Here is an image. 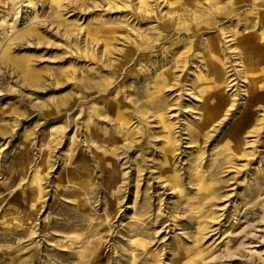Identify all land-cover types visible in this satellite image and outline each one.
I'll return each mask as SVG.
<instances>
[{
	"label": "rangeland",
	"instance_id": "rangeland-1",
	"mask_svg": "<svg viewBox=\"0 0 264 264\" xmlns=\"http://www.w3.org/2000/svg\"><path fill=\"white\" fill-rule=\"evenodd\" d=\"M0 264H264V0H0Z\"/></svg>",
	"mask_w": 264,
	"mask_h": 264
}]
</instances>
